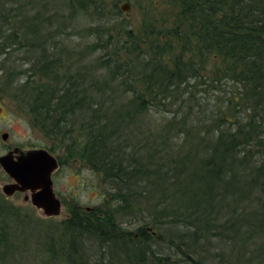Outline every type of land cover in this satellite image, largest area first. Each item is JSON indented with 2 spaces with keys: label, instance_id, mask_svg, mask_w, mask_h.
<instances>
[{
  "label": "trees",
  "instance_id": "trees-1",
  "mask_svg": "<svg viewBox=\"0 0 264 264\" xmlns=\"http://www.w3.org/2000/svg\"><path fill=\"white\" fill-rule=\"evenodd\" d=\"M174 1L188 29L180 38L192 45L187 49L192 57L186 62L182 61V53L174 59L166 55L159 36L147 41V51L142 53L138 46L150 34L143 39L140 34L128 33L126 43L134 48L120 43V37L104 45L97 42L93 51H106L97 57L96 67L78 70H71L62 52L50 42L52 37L39 33V28L28 26L19 34L11 24L18 19L17 13L2 11L5 5L0 2V56L5 57L0 67L8 84L16 83L11 73L15 72L12 64L17 59L11 53H23L28 60L27 76L18 85L13 101L25 106L45 135L61 142L69 140L65 157L88 165L108 190L109 200L104 206L89 210L73 206L69 218L61 223L62 238L56 252L65 253L69 262L76 264L79 260V239L94 243L87 248L88 254L100 253L105 264H172L176 256L174 264L181 260L183 264H205L211 257L199 258L197 254L211 247V238L219 243L220 238L229 237L235 247L234 235L247 242L264 234V0ZM131 54H137L138 62L125 58ZM209 56L222 59L224 73L239 87L238 99L249 112L245 121L226 123L224 115L215 110L207 112L203 106L199 107L200 113L192 112V107L185 109L183 125L190 116L191 122H208L203 130L207 134L208 127L216 129V139L191 143L190 150L180 152L175 161L168 157L172 158L167 161L170 165L155 166L150 158L142 163L139 154L145 159L147 154L143 148L132 146L131 135L129 139L125 136L124 122L133 115L130 105L135 102L143 109L149 108L147 99L160 103L188 79L205 77ZM8 64L12 66L6 67ZM115 83L131 94L124 114L123 110L111 114L112 108L108 107L115 96L110 86ZM234 105L239 108L241 103ZM175 115L167 125L168 131ZM75 130L79 132L77 138ZM178 130L190 135L195 129L190 125L187 130ZM2 207L0 255L10 245L5 219L13 216L9 208ZM128 216L143 221L134 234L121 229V218ZM153 229L162 232L154 234ZM165 236L170 238L168 251L175 250L172 254L163 251ZM155 246L164 255L154 251ZM234 253L238 260L232 256ZM256 253L264 257V245ZM231 256L238 264L247 262L242 247L232 250Z\"/></svg>",
  "mask_w": 264,
  "mask_h": 264
},
{
  "label": "rangeland",
  "instance_id": "rangeland-1",
  "mask_svg": "<svg viewBox=\"0 0 264 264\" xmlns=\"http://www.w3.org/2000/svg\"><path fill=\"white\" fill-rule=\"evenodd\" d=\"M1 1L5 5L1 8L2 11L13 10L17 13L18 19L11 24L17 28L19 34L24 33L26 31L24 28L28 26L39 28V33L45 37L53 38L50 39V42L56 45L58 52H62V58L65 59L64 62H68L71 70L87 68V66L96 67L97 57L106 51V49L99 48L94 52L93 46L97 42L104 45L107 41H116L120 37V43H125L126 47H130V49L134 48L133 44L127 45L126 43L128 33L140 34L143 39L145 35L149 36L150 34V38L138 46L142 53L147 51V41L159 36L160 46L164 48L166 55L169 54L174 59L175 56L182 53L184 54L183 62L192 57L187 50L192 45L183 42V39L180 38L184 32H188V29L187 24L182 22L183 19L174 0ZM122 3H128L130 6L128 18L119 11V6ZM47 20L50 23L46 22ZM9 33L6 32V34ZM109 37L111 38L108 39ZM35 39L37 40V38ZM109 49H111V45ZM11 56L17 59L12 64L16 67L15 72L11 73L12 78L16 79L15 84H8L0 67V156L18 147L22 149H44L58 158L60 164L52 175V182L54 192L60 199L62 207L59 216L51 219L44 218L29 203H24L21 195H15L11 199L4 198L0 186V205L3 206L2 209L9 208L12 211L10 214L13 215L7 216L5 219L10 230V245L7 252L3 250L0 255V264H75L66 260L65 253L56 252V244L62 238L61 223L68 218L67 215L73 206H78L83 210L104 206L109 200L108 190L104 187L101 177L88 165L82 161L65 157L67 147L70 146L69 140L61 142L59 139L45 135L34 124L33 117L25 111V106L20 107L13 101L12 97L17 91L18 85L22 84L25 76H27L28 64L26 61L28 60L25 59L23 53H11ZM136 56L137 54L135 56L131 54L125 58L135 63L138 62ZM4 58L0 56V62ZM168 62L173 61L169 60ZM195 62L198 60L195 59ZM12 65L8 64L6 67ZM225 66L220 57L209 56L207 62L209 72H206L205 77L188 79L184 85L172 90L173 93L169 98L161 99L160 103L158 100L153 102L145 98L149 108L143 109L135 102H133V106L130 105L133 115L124 122L127 125L125 136L126 139H129L127 137L131 135L132 146L138 150L143 148V152L147 154L146 159L142 153L139 154L142 163L148 162L150 158L155 166L170 165L168 162L172 158L168 157H173L175 161L180 152L184 154L190 150L191 143L195 144L197 140L209 142L216 139L217 135L214 134L216 129L212 130L208 127L206 129L207 134L203 130L205 125H209L208 122L200 125L196 121L191 122L192 116H190L184 126L182 124L184 112L182 111L185 109L192 107V112L200 113L199 107L203 106L207 107V112L215 110L218 115H224L226 123L229 121L234 125L236 120L245 121L249 112L243 107L242 101L238 99L239 87L232 83L226 76L227 74L224 73ZM138 87L136 86L137 89ZM110 88V93L115 95L114 100L110 101L111 104L108 105L112 108L111 114L122 110L121 114H124L127 112L125 106L131 100V94L123 92V88L119 87L117 83L111 85ZM138 90L141 91L142 87L140 86ZM236 102L241 103L239 108L235 107ZM157 104H161V106L150 107ZM173 113L176 114V120L172 124L171 130L168 131L167 125ZM208 116L211 117L209 113ZM119 120L122 121V118L120 117ZM121 121L119 123H123ZM190 125L195 129L191 131V134L197 135L200 132L196 137L178 132L179 128L187 130ZM3 134L8 135L4 141L1 139ZM73 134L77 138L79 132L75 130ZM252 152L255 153L254 149ZM1 175L4 174L1 173ZM262 200L264 203V199ZM121 219L123 222L121 229L127 233L134 234L137 228L143 225V221L131 216ZM148 229L151 230L152 227L149 225ZM161 232L162 230H152L154 234ZM169 239L165 236L163 244L162 242L161 244L164 247V252L172 254L175 250L168 251L166 248ZM233 240L236 242L235 247L233 246L234 242H231L229 237L220 238L219 243L216 242V239L211 238V247L206 246L203 254H197V256L204 259L211 257V260L206 261L205 264H238L239 262L234 259L238 260V254L234 253L233 258L231 252L235 248L242 247L247 261L244 262L245 264H264V257L259 254L260 258L256 253L258 250L261 251L264 245V234L254 241L242 242V238L237 235H234ZM77 241L76 253L79 260L76 261V264L86 263L87 260L91 262L89 264H105V259L104 262H101L102 255L100 253L88 254L87 248H92L94 243L86 239ZM51 243L52 245H50ZM216 243L218 244L216 245ZM49 246H53V248L50 250ZM153 249L157 253L161 252L160 248L156 246ZM164 252L161 253L164 255ZM255 257L257 260H254ZM177 258L176 256L171 259L172 264ZM181 261L176 263L183 264Z\"/></svg>",
  "mask_w": 264,
  "mask_h": 264
},
{
  "label": "water",
  "instance_id": "water-1",
  "mask_svg": "<svg viewBox=\"0 0 264 264\" xmlns=\"http://www.w3.org/2000/svg\"><path fill=\"white\" fill-rule=\"evenodd\" d=\"M119 11L124 17H129L130 6L122 3ZM8 137L3 134L4 141ZM58 169L56 158L44 149L13 148L0 156V170L11 180L1 186V192L10 198L16 192L28 193L23 201L29 202L44 218L51 219L61 213V203L56 198L51 175Z\"/></svg>",
  "mask_w": 264,
  "mask_h": 264
},
{
  "label": "flooded vegetation",
  "instance_id": "flooded-vegetation-1",
  "mask_svg": "<svg viewBox=\"0 0 264 264\" xmlns=\"http://www.w3.org/2000/svg\"><path fill=\"white\" fill-rule=\"evenodd\" d=\"M12 150V149H11ZM10 151V150H9ZM56 158V157H55ZM56 160H57V162H58V167H59V164H60V161H59V159L58 158H56ZM1 173H3L4 175H1ZM54 174V172L52 173V175ZM0 175H1V177H0V186H2V185H4V184H7V183H11L12 182V180L2 171V170H0ZM52 175H51V180H52ZM6 178V179H5ZM2 179H4V180H2ZM52 187H53V182H52ZM53 191H54V189H53ZM27 194L28 193H21V192H16V193H14L13 194V196L12 197H10V198H6V197H4V198H6V199H11V198H13L15 195H21L22 197H23V199H24V197L25 196H27ZM54 194H55V192H54ZM55 196H56V194H55ZM56 198H58L57 196H56ZM58 200L60 201V199L58 198ZM26 204H28L29 202H25ZM60 203H61V201H60ZM30 204V203H29ZM61 207H62V203H61ZM67 217L69 218V214L67 215Z\"/></svg>",
  "mask_w": 264,
  "mask_h": 264
}]
</instances>
